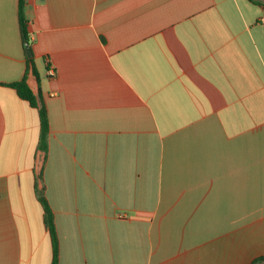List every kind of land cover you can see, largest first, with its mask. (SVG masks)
Returning a JSON list of instances; mask_svg holds the SVG:
<instances>
[{
    "label": "crops",
    "instance_id": "crops-1",
    "mask_svg": "<svg viewBox=\"0 0 264 264\" xmlns=\"http://www.w3.org/2000/svg\"><path fill=\"white\" fill-rule=\"evenodd\" d=\"M19 5L0 0V264H52L42 191L59 264H264V0H26L35 72Z\"/></svg>",
    "mask_w": 264,
    "mask_h": 264
},
{
    "label": "trees",
    "instance_id": "trees-1",
    "mask_svg": "<svg viewBox=\"0 0 264 264\" xmlns=\"http://www.w3.org/2000/svg\"><path fill=\"white\" fill-rule=\"evenodd\" d=\"M25 5H26V0H20V5H19L20 25H21L23 39L25 42V52H26V48H27L26 46L27 44H30L29 43L30 40L28 36V21L25 18ZM28 62L35 72V64L33 58L32 57L28 58ZM8 86L13 88L17 92V95L22 100L28 102L32 107L40 109L41 125H42L43 137H44L49 130V120L47 117L45 106L44 105L39 106V103L41 101L40 94L36 95L33 92V90L28 85L26 78H24L20 82L8 84ZM39 200L44 208V212H45L44 221H45V225L49 230V234L52 241V248H53L52 264H59L60 244H59V237L55 223V216L43 191L39 193Z\"/></svg>",
    "mask_w": 264,
    "mask_h": 264
},
{
    "label": "built area",
    "instance_id": "built-area-1",
    "mask_svg": "<svg viewBox=\"0 0 264 264\" xmlns=\"http://www.w3.org/2000/svg\"><path fill=\"white\" fill-rule=\"evenodd\" d=\"M46 74H47L48 77L53 78V77L56 76V71H55V69L53 67L48 66V69L46 70Z\"/></svg>",
    "mask_w": 264,
    "mask_h": 264
},
{
    "label": "water",
    "instance_id": "water-1",
    "mask_svg": "<svg viewBox=\"0 0 264 264\" xmlns=\"http://www.w3.org/2000/svg\"><path fill=\"white\" fill-rule=\"evenodd\" d=\"M27 48H26V52H27V55H28V57H32V50H31V47H30V45L29 44H27V46H26Z\"/></svg>",
    "mask_w": 264,
    "mask_h": 264
}]
</instances>
